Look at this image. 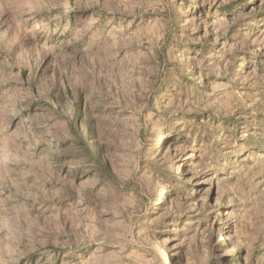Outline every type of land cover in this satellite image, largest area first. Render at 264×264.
<instances>
[{
    "label": "rangeland",
    "instance_id": "obj_1",
    "mask_svg": "<svg viewBox=\"0 0 264 264\" xmlns=\"http://www.w3.org/2000/svg\"><path fill=\"white\" fill-rule=\"evenodd\" d=\"M0 264H264V0H0Z\"/></svg>",
    "mask_w": 264,
    "mask_h": 264
},
{
    "label": "trees",
    "instance_id": "obj_2",
    "mask_svg": "<svg viewBox=\"0 0 264 264\" xmlns=\"http://www.w3.org/2000/svg\"><path fill=\"white\" fill-rule=\"evenodd\" d=\"M226 10L229 11L230 10V7H226ZM197 47H199L201 50L205 49V51H207V48L208 47H205V46H201V45H197ZM199 83H196V85H198ZM88 134V131L86 132H82V139H81V143L86 151V153L90 156L91 160L93 161V164L96 166V168L98 169V171L102 174H106L108 175L109 177H113L107 163H105L101 156L98 154L97 152V149L92 147V145L89 144V136L87 135ZM166 168V167H165ZM161 169V168H160ZM168 173H170L171 175V179H166V180H173L177 183H181V184H186L185 181H183L180 176H179V173L180 171H170V169H166ZM159 174H160V177H164L165 178V175L163 171V169L159 170ZM156 178V177H155ZM158 194H156L153 198L154 199H157L158 198ZM164 199H160L158 203H164ZM150 206V204H149Z\"/></svg>",
    "mask_w": 264,
    "mask_h": 264
}]
</instances>
